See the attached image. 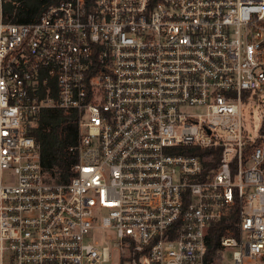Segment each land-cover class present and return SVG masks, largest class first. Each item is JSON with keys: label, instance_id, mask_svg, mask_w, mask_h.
Listing matches in <instances>:
<instances>
[{"label": "built area", "instance_id": "2783aa9c", "mask_svg": "<svg viewBox=\"0 0 264 264\" xmlns=\"http://www.w3.org/2000/svg\"><path fill=\"white\" fill-rule=\"evenodd\" d=\"M263 89L264 0H0V264H264ZM47 108L77 116L68 183L27 135Z\"/></svg>", "mask_w": 264, "mask_h": 264}, {"label": "trees", "instance_id": "16d2710c", "mask_svg": "<svg viewBox=\"0 0 264 264\" xmlns=\"http://www.w3.org/2000/svg\"><path fill=\"white\" fill-rule=\"evenodd\" d=\"M59 0H2L4 21L14 24L35 22L43 10ZM247 96V93L244 94ZM264 132V126H261ZM27 135L39 146V161L48 181L56 184L68 183L72 177L71 167L76 157L69 151L77 141V116L73 111L57 108L43 109L35 124L29 127ZM187 153L196 155L200 149L187 147ZM207 168H216L218 162L204 164ZM264 167V164H263ZM229 221V220H228ZM212 224L208 234V253L214 252L218 239L225 233V228L232 219ZM208 254V259L210 255Z\"/></svg>", "mask_w": 264, "mask_h": 264}, {"label": "rangeland", "instance_id": "374dc122", "mask_svg": "<svg viewBox=\"0 0 264 264\" xmlns=\"http://www.w3.org/2000/svg\"><path fill=\"white\" fill-rule=\"evenodd\" d=\"M242 124L248 138L254 139L260 134H264L261 131V126H264V89L262 92H251L249 97L248 95L244 96V102L242 104ZM257 144H262V139H257L255 145ZM94 234L96 238L100 237L98 230ZM114 261H117L116 253Z\"/></svg>", "mask_w": 264, "mask_h": 264}]
</instances>
